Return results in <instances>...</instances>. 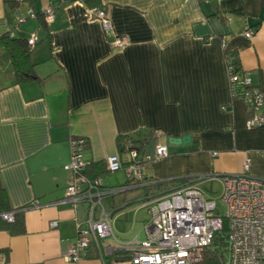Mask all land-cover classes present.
<instances>
[{
	"label": "crops",
	"instance_id": "1",
	"mask_svg": "<svg viewBox=\"0 0 264 264\" xmlns=\"http://www.w3.org/2000/svg\"><path fill=\"white\" fill-rule=\"evenodd\" d=\"M11 1L0 0V38L10 32L33 39L32 74L19 78L0 43V182L24 229H0V264H103L92 245L77 262L64 258L87 208L63 201L73 175L66 168L72 138L87 140L85 163L115 154L123 135L143 140L153 131L152 139L139 142L144 155L154 153L146 147L151 141L154 150L157 143L167 148L144 174L173 182L147 192L128 185L123 170L118 185L124 190L106 197L110 204L103 200L111 217L139 192L146 200L185 178L238 173L245 159L264 178V126L246 129V106L231 95L227 64L234 53L252 86L264 89V0H22L12 19ZM92 8L105 10L112 34ZM115 37L125 43L117 46ZM186 134V146L168 142ZM106 174L88 177L114 187ZM33 200L40 206L27 207ZM108 246H116L112 237L101 240L103 251ZM118 257L105 253L104 261L116 264Z\"/></svg>",
	"mask_w": 264,
	"mask_h": 264
},
{
	"label": "built area",
	"instance_id": "2",
	"mask_svg": "<svg viewBox=\"0 0 264 264\" xmlns=\"http://www.w3.org/2000/svg\"><path fill=\"white\" fill-rule=\"evenodd\" d=\"M91 12L105 33L112 34V24L105 10L92 8ZM52 15L53 9L46 8L45 17L49 19ZM28 16L35 14L29 10ZM21 19H25V16ZM251 34V31H247L245 36L250 37ZM114 42L121 46L125 40L115 37ZM28 43H33V39L30 38ZM228 72L232 97L242 98L246 106V129L264 126V89L253 87L246 74H235L230 68ZM83 147V138L70 140L71 160L66 168L73 175L63 201H83L87 203V208L85 217L77 221L76 241L65 253V260L77 262L92 245L103 264H106L104 254L114 252L119 254V264H203L205 250L226 220L229 244L227 264H264V178L250 172L249 159H245L238 173L201 175L164 194L146 198L147 202L142 207H148L151 218L142 227L143 238L121 239L113 233L111 212L106 210L103 200L123 191L125 186L105 187L100 178L92 179L83 174L86 164ZM167 154L166 146L157 143L152 155H139L138 150L131 147L124 158L116 152L108 156L105 163L109 172L124 170L128 185L148 186L158 180L146 179L145 165ZM203 177L221 182L222 200L226 205L224 215L220 214L215 201L197 183ZM39 206L40 202L33 200L27 207ZM14 214V210L8 211L2 213L1 217L12 222ZM50 225L55 227L57 222L52 221ZM107 237H112L116 246H108L103 251L101 240Z\"/></svg>",
	"mask_w": 264,
	"mask_h": 264
},
{
	"label": "trees",
	"instance_id": "3",
	"mask_svg": "<svg viewBox=\"0 0 264 264\" xmlns=\"http://www.w3.org/2000/svg\"><path fill=\"white\" fill-rule=\"evenodd\" d=\"M21 1L22 0H12L10 2V4H13L11 8L12 7L14 8L16 6L14 9L12 8L13 11L9 13L11 19L16 15L17 12L16 8L18 7L17 5H19ZM0 43L4 46L6 50V54L11 59L15 69V73L19 76V78L22 79L29 78L32 72L29 69L31 64L30 63L28 64L29 44L27 42V39L23 37H16L14 35H11L10 32H7L4 36L0 38ZM26 64H28V66ZM227 64H228V68H230V70L233 73L240 75L245 74L240 70L239 62L234 53H229L227 55ZM153 137H154L153 131L147 132L143 140H136L131 135L118 136L117 152L120 154L122 158H124L127 152L129 151V149L133 147L138 150L139 155H142L145 145L140 144L139 142L141 141V143H143L142 141L145 142L146 140L152 139ZM137 142L139 144H136ZM86 143L87 140L84 139V146L86 145ZM88 172H95V174L98 177V175H102L104 173L106 174L109 171L106 168L105 161H97V162H90L85 164L82 173L88 176ZM182 180L185 183L191 181L190 178H185ZM127 181L128 180H126V182ZM172 182L173 180H166V181L158 180L156 183L145 186L144 189L147 192H149L152 188L159 189ZM13 210L15 211V214H14V220L12 222H8L1 217L2 213ZM19 214H20L19 211L10 208L7 192L5 190V187L0 182V229H8L10 233L13 234L22 232L24 229ZM227 236H228V226L226 220H224L223 228L215 234L212 244L205 250L203 264H227L225 258L226 252L229 250Z\"/></svg>",
	"mask_w": 264,
	"mask_h": 264
},
{
	"label": "rangeland",
	"instance_id": "4",
	"mask_svg": "<svg viewBox=\"0 0 264 264\" xmlns=\"http://www.w3.org/2000/svg\"><path fill=\"white\" fill-rule=\"evenodd\" d=\"M146 147L148 151L151 149L154 151V144L152 141L149 142ZM122 171L123 170L114 172L111 171L107 173L103 179L108 183L107 185L109 186L118 185L119 181L124 178ZM199 182L200 187H202L206 195L215 201L218 209L220 210V214L224 215L226 213V205L222 200L223 186L221 182L218 180L210 181L206 177L200 179ZM138 196L139 197L132 204L117 210L110 219L113 233L122 239H129V237L135 234H138L139 239H142L143 234L140 231L145 222L151 218L148 207H140L145 205L147 202L144 197L142 198L143 191L139 192ZM105 201L106 203L110 204L111 199L106 198ZM137 207L140 208L136 210ZM225 258L226 261L229 259V250L226 252Z\"/></svg>",
	"mask_w": 264,
	"mask_h": 264
},
{
	"label": "water",
	"instance_id": "5",
	"mask_svg": "<svg viewBox=\"0 0 264 264\" xmlns=\"http://www.w3.org/2000/svg\"><path fill=\"white\" fill-rule=\"evenodd\" d=\"M191 135L186 134L181 137H169L168 142L173 144H188L190 142ZM119 264V263H116Z\"/></svg>",
	"mask_w": 264,
	"mask_h": 264
}]
</instances>
